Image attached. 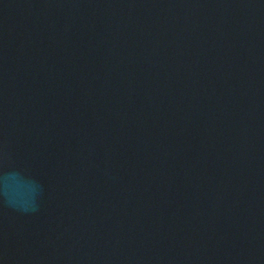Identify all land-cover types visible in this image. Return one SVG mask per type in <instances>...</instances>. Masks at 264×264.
Here are the masks:
<instances>
[{
	"label": "water",
	"instance_id": "water-1",
	"mask_svg": "<svg viewBox=\"0 0 264 264\" xmlns=\"http://www.w3.org/2000/svg\"><path fill=\"white\" fill-rule=\"evenodd\" d=\"M0 264H264V0H0Z\"/></svg>",
	"mask_w": 264,
	"mask_h": 264
}]
</instances>
